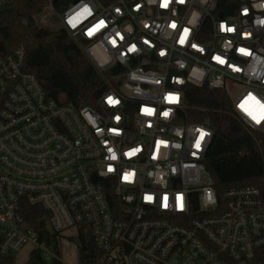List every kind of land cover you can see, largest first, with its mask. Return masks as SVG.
<instances>
[{
  "label": "built area",
  "instance_id": "2783aa9c",
  "mask_svg": "<svg viewBox=\"0 0 264 264\" xmlns=\"http://www.w3.org/2000/svg\"><path fill=\"white\" fill-rule=\"evenodd\" d=\"M47 5L57 20L39 26L113 74L94 107L61 104L24 70V45L0 52V255L53 256L24 200L54 232H90L94 264H264V185L216 192L213 131L188 119L206 109L185 103L187 84L224 90L232 116L264 134V0Z\"/></svg>",
  "mask_w": 264,
  "mask_h": 264
},
{
  "label": "trees",
  "instance_id": "16d2710c",
  "mask_svg": "<svg viewBox=\"0 0 264 264\" xmlns=\"http://www.w3.org/2000/svg\"><path fill=\"white\" fill-rule=\"evenodd\" d=\"M9 10L0 13V52L8 53L22 44L25 47L24 70L32 73L46 93L61 104L95 106V100L107 89L106 79L113 71L100 73L83 49L63 29L38 26L35 17L47 0H2ZM67 0H56L53 7L62 12ZM25 20V23H23ZM185 103L206 109L204 113L188 111V119H208L213 131L205 166L217 193L243 185H264V134L249 133L231 114L229 98L224 90L206 86H185ZM21 213L33 224L50 253L46 260L33 249L27 264H62L59 256L60 233L48 227V213L23 200ZM78 264H94L98 253L87 243L82 231ZM1 240V235H0ZM14 256H1L0 264H12Z\"/></svg>",
  "mask_w": 264,
  "mask_h": 264
},
{
  "label": "rangeland",
  "instance_id": "374dc122",
  "mask_svg": "<svg viewBox=\"0 0 264 264\" xmlns=\"http://www.w3.org/2000/svg\"><path fill=\"white\" fill-rule=\"evenodd\" d=\"M73 0H67L66 6L72 4ZM44 20H49L55 23L57 15L53 14L49 9L48 5L44 7L42 12L35 17L36 23L42 24ZM55 30V29H54ZM235 90H240L239 86L235 87ZM80 239L78 237V231L74 228L66 230L60 233L58 238L59 256L62 264H78L79 261V245ZM31 245H26L20 250L15 256L12 264H27L31 252L33 251Z\"/></svg>",
  "mask_w": 264,
  "mask_h": 264
},
{
  "label": "water",
  "instance_id": "95a60500",
  "mask_svg": "<svg viewBox=\"0 0 264 264\" xmlns=\"http://www.w3.org/2000/svg\"><path fill=\"white\" fill-rule=\"evenodd\" d=\"M55 1L56 0H51L52 3L55 2ZM7 10H9L8 5L4 1L0 0V13H4ZM85 240H86L87 243L91 242L92 236H91L90 232H86L85 233Z\"/></svg>",
  "mask_w": 264,
  "mask_h": 264
},
{
  "label": "snow or ice",
  "instance_id": "6c2138e0",
  "mask_svg": "<svg viewBox=\"0 0 264 264\" xmlns=\"http://www.w3.org/2000/svg\"><path fill=\"white\" fill-rule=\"evenodd\" d=\"M229 31H231V29H229ZM259 122V121H258Z\"/></svg>",
  "mask_w": 264,
  "mask_h": 264
}]
</instances>
